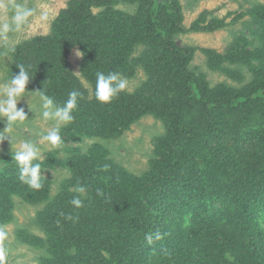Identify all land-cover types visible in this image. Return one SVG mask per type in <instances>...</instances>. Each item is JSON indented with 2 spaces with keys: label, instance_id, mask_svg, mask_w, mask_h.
<instances>
[{
  "label": "trees",
  "instance_id": "1",
  "mask_svg": "<svg viewBox=\"0 0 264 264\" xmlns=\"http://www.w3.org/2000/svg\"><path fill=\"white\" fill-rule=\"evenodd\" d=\"M121 3L134 11L117 8ZM249 12L257 47H243L240 38L224 53L200 48L211 70L240 83L245 76L232 65L258 60L260 68L241 87H211L195 73L197 48L179 47L176 37L213 32L225 19L209 20L211 11L204 10L186 28L180 0H69L51 33L16 47L10 77L25 66L26 88L43 90L60 105L71 91L81 94L73 121L62 129L68 140L116 138L146 115L165 126L140 175L95 144L87 153L50 152L36 161L42 187L34 190L19 181L12 154L4 156L0 225L13 220L15 197L45 202L35 217L43 235L17 230L20 242L44 251L38 264H264V3ZM76 47L91 90L69 62ZM139 67L148 79L134 91L109 103L95 98L97 72L133 77ZM57 167L70 175L50 197L51 180L42 171ZM76 197L79 208L71 203Z\"/></svg>",
  "mask_w": 264,
  "mask_h": 264
},
{
  "label": "rangeland",
  "instance_id": "2",
  "mask_svg": "<svg viewBox=\"0 0 264 264\" xmlns=\"http://www.w3.org/2000/svg\"><path fill=\"white\" fill-rule=\"evenodd\" d=\"M183 13L184 25L189 28L204 10H209V20L212 18L225 19V26L213 32L189 31L178 35L175 39L179 47L197 48L194 53L191 67L195 73L204 76L211 87L220 83L231 87H241L249 82L254 73L260 68L258 60L247 58L245 61L233 64L232 68L239 69L245 76L243 82H239L223 72L211 70L208 66L207 56L200 48H212L224 53L227 52L233 43L242 39V46L247 49L257 47L259 37L251 30L255 28L252 23L250 10L254 4L264 3V0H180ZM69 0H0V4L20 3L34 9L33 16L29 18L25 27L15 33H10L9 38H0V86H3L11 77L10 69L14 63V53L16 47L22 42L38 35H45L52 32L53 24L61 9L67 6ZM117 8L128 12H133L132 6L121 3ZM97 12V9H96ZM47 14V19L43 15ZM243 14V15H242ZM7 15L3 7H0V23L5 22ZM140 47L134 53L139 55ZM80 52L82 56H77ZM83 52L80 47L74 48L69 55V62L76 75H78L85 86L91 90L92 84L85 79L82 74L81 65ZM228 67H231L227 64ZM121 78L127 80V90L134 91L148 79V75L143 68L139 67L133 77ZM43 101L40 99L38 91L26 88L25 97L18 104V109H23L26 119L13 125L11 131H4L6 118H0V170L4 167V156L12 154L15 146L22 141H31L40 149L41 159L47 153L58 152L60 158H65L75 152L87 153L95 144H101L107 149L108 157L117 165L126 168L137 175L143 174L149 168V161L154 155L156 138L165 133V126L159 119L152 115H146L134 123L132 127L121 136L111 139L102 137L84 136L79 140H68L67 136L60 130L62 145L52 149L45 143H41V137L53 127L54 122L46 121L43 116ZM6 137V138H5ZM5 138V139H4ZM44 177L51 180L50 197H53L60 188L61 182L69 177L70 171L64 167L55 169H44ZM14 218L11 222L0 225V231L5 233V237L0 241V247L4 249L5 260L12 264H38L40 256L44 253L42 249L24 244L18 240L17 230L27 229L39 235H43L35 224L37 211L45 206L42 203H28L15 197Z\"/></svg>",
  "mask_w": 264,
  "mask_h": 264
},
{
  "label": "clouds",
  "instance_id": "3",
  "mask_svg": "<svg viewBox=\"0 0 264 264\" xmlns=\"http://www.w3.org/2000/svg\"><path fill=\"white\" fill-rule=\"evenodd\" d=\"M3 7L7 19L0 23V38L7 40L10 33L21 31L33 16L34 9L23 4H0ZM47 19V14L43 15ZM77 56H82L80 52ZM18 74L13 76L3 85L0 86V118H6V127L3 132L11 131L13 125L17 122H23L26 115L23 109H18V102L25 97L26 86L30 81L29 69L21 65L18 67ZM127 89V80L121 78L117 72H110L107 75L103 72L96 73L95 98L101 103H109L119 93ZM40 99L43 101L42 116L46 121L54 122L53 127L41 137V143H45L50 148L55 149L62 145L60 130L63 126L72 122L74 119L73 111L77 108L78 91H71L63 105L57 104L54 100L46 95L43 90H38ZM0 132V133H3ZM6 138V137H5ZM4 138V139H5ZM2 142V141H0ZM41 149L31 141H22L15 146L12 153V161L15 162L19 169L18 179L21 183L26 184L29 188L39 190L41 183V164L36 162L41 159ZM79 193H84V187H78ZM71 203L77 208L82 206V200L79 197L73 198ZM5 237V233L0 231V241ZM162 238L159 232L155 233V239ZM145 239L149 244L153 241V234H145ZM5 252L0 247V264H4Z\"/></svg>",
  "mask_w": 264,
  "mask_h": 264
}]
</instances>
